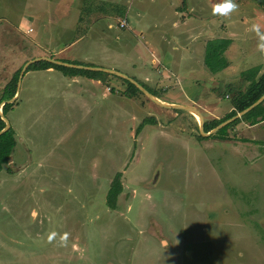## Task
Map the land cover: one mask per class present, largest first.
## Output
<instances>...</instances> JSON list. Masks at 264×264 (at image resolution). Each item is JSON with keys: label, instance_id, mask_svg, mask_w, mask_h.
<instances>
[{"label": "rangeland", "instance_id": "obj_1", "mask_svg": "<svg viewBox=\"0 0 264 264\" xmlns=\"http://www.w3.org/2000/svg\"><path fill=\"white\" fill-rule=\"evenodd\" d=\"M76 1L85 9L76 10L75 34L63 35V43L58 37L41 43L25 34L30 26L39 34L34 25L23 26L26 38L38 40L37 52L29 44L20 50V39L9 42L0 27V97L36 58L79 61L127 75L168 106L196 108L203 121L142 90L132 96L126 79L114 74L77 84L54 69L26 73L7 117L18 144L0 173V264H264V121L232 125L225 139L201 133L202 125L233 111L237 92L249 86L243 73L264 64L260 37L251 30L261 28L252 18L263 8L232 0L237 8L225 16L213 11L224 0H214L210 36L230 45L226 67L213 73L185 27L145 29L157 24L153 9L162 0ZM43 2L0 0V19L7 14L14 33V23ZM128 7H134L129 14ZM38 15L47 20L45 11ZM135 22L144 23L137 37ZM82 37L85 43L73 45ZM138 37L152 38L159 49L177 45L183 76L174 78L160 58L149 60L150 69L132 64L127 50ZM77 85L85 86L77 92ZM118 173L123 192L110 209L107 194Z\"/></svg>", "mask_w": 264, "mask_h": 264}, {"label": "crops", "instance_id": "obj_2", "mask_svg": "<svg viewBox=\"0 0 264 264\" xmlns=\"http://www.w3.org/2000/svg\"><path fill=\"white\" fill-rule=\"evenodd\" d=\"M156 1L157 0H152L153 3H155ZM162 1H163V3H161L160 5H158L157 7H155L153 9V12L155 14H158V16H159L157 24H153L152 26L148 25L145 29L149 28V31H151V30L157 31V29L163 30V28H166V29L170 30V32H175V31L178 32V31H180V29L185 27L186 33L190 34L191 38L193 36L194 40H196V41H193L191 44L192 49L194 48V46L202 47V49H203L202 61L204 60V63H205V54H206L207 43L211 40H214V38H215V37L210 36L214 33L210 32V28H209L210 23L212 22V20H214V17L211 16V14H214V13H209V11L211 12V9H213V4L215 3L214 0H203V1H199V0H162ZM80 3H81V5L76 0H46V1L44 0L43 4L41 6H40V4H37L34 11L32 13H30L31 14L30 17L21 16V18H19L18 24L14 23L15 29H14V27H12L14 29V33L10 32V30H9L10 26H7L5 24L7 22L8 15L2 14V16L4 18V20L0 19V27L3 28L2 33H4L6 35L7 38H5V39H7V40L9 39L8 40L9 42H10V38L12 39L11 41H13V42H14V38L15 39L17 38V44H18V40L20 39V41L23 43V44H21L22 48L20 47V50L21 49L24 50L23 45L28 46V44H29L30 52L32 50H33V52H37L41 47H40V45H38V40L33 41L32 39L26 38L25 35L22 34V33H24V31L22 30L23 26H25L26 24H29L32 26L34 25L36 27V29L40 31L38 34L30 26L28 32L25 33L27 35H29L31 33H35L36 36L38 37L37 39H39V42L43 43L45 41H50V40L53 41L54 39L56 41V37H58L59 42L63 43V41H64L62 38L63 35H71V34L74 35L75 34V30H72V24L74 22L73 17L76 14V10L81 13L82 9L83 10L85 9L84 2L81 1ZM78 5H80V6H78ZM130 8L131 7L127 8L128 14L132 11V9L134 7L131 9ZM198 9H200V11H198ZM40 10L45 11V15L47 18V20L45 22H44V20H42V16L40 17L38 15ZM92 10H93V8H92ZM258 10H261V8H258L256 10V13ZM196 11H198V12L194 13ZM253 13H255V9H254ZM237 15H239V21L245 24L246 18L243 19L240 16V15H243V13H238ZM184 16H188V18L183 19L182 17H184ZM217 16H219V15H217ZM80 18L81 17L78 16L79 21H80ZM180 18H182L183 22L178 21V19H180ZM252 21H255L257 23V25L261 26V28L258 26L259 32H260V30H261V32L264 31V14H260V16L255 15V17L252 18ZM37 23H40V24L38 25ZM134 24H135L134 28L131 26L132 31H133L132 33L135 34L137 37V34L135 33V29H137L138 26L140 28H142L141 25H144V23L139 25L135 22ZM186 26H189V27H186ZM17 29H18V32L16 31ZM226 29H227V26H226ZM84 32H87V31H84ZM132 33H130V34L133 37ZM183 33H184V31H183ZM0 39H1V37H0ZM72 39L70 37H67L65 42L69 43ZM9 42H7V43H9ZM26 43H27V45H26ZM80 43H82V44L85 43L84 37L80 38L78 41H76V43H73V45L74 44L79 45ZM133 43H131L130 46H128V50H127V53L129 51V53H132L134 58H136V61H133L132 58H130L129 61L132 64H134V62H138L141 66H143V68L150 69L149 68L150 66L148 65L149 60L153 61L154 58L159 60V58H160L161 60H164V62H165V64H163V68H167V66H171V69L174 70V71H172V76H174V78L177 75L180 78L183 76L182 75L183 70L180 71V66H182V63H180V61H182L183 58H181L180 61H178V60H176V58H174L178 55V52H180V50H181V49H179V47H177V45L174 46L173 48L169 47V49L166 47L164 49H159V48L155 47L157 45H156V43H154L153 39L148 38V37L143 38V39L138 37L136 40H134ZM14 44H16V41L14 42ZM151 46L154 47L155 50L152 51V49H150ZM67 49L70 50V48H67ZM60 50H66V48H60ZM150 50H151V52H150ZM140 57L143 58L142 59L143 61H139L137 59ZM194 58H195V56L193 55V52H192L188 56V59L192 60ZM261 66H264V64ZM156 68H158V67H156ZM159 70H161V68ZM164 70L165 69H162L161 71H164ZM190 70H192V69H190ZM47 71H49L47 73H51V71H53V69H50ZM263 71H264V67H263ZM162 74H165V73H162ZM63 78H67L68 81L70 80V81H72V83L78 84L77 81H79L80 78H86V77H83V76H77V77L63 76L62 79ZM84 86L77 85L76 89H73V90H77V92H79L80 90H83Z\"/></svg>", "mask_w": 264, "mask_h": 264}, {"label": "trees", "instance_id": "obj_3", "mask_svg": "<svg viewBox=\"0 0 264 264\" xmlns=\"http://www.w3.org/2000/svg\"><path fill=\"white\" fill-rule=\"evenodd\" d=\"M257 4L263 8L264 10V0H254ZM230 45V40L221 39V40H211L207 43L206 54H205V64L206 66L213 72L219 73L221 72L227 65L226 60L224 59V54L228 50ZM62 62L73 64L76 66H88V67H96L93 64H85L79 61H69L63 60ZM54 69L62 72L65 76L77 77L83 76L92 80H102V78L107 75L104 72L90 71L85 69H79L74 67H67L62 65L54 64L50 61H40L36 62L29 66L26 73L30 71H44ZM262 66H257L256 69H253L248 72L243 73V78L248 81L249 86L244 91H238L235 99L233 101V111L230 112L223 120L208 122L205 125V131L210 132L217 128L223 122L231 119L236 116L238 113L243 112L251 105L256 103L264 96V71L262 70ZM21 70H18L13 77L8 81L1 93L0 97V107L3 103L6 104L3 106V113L5 117H8V114L14 109L15 106L19 104V102L9 103L10 100L15 98L18 91V83L21 74ZM128 84V91H130L132 96H136L140 93V89L131 81L125 80ZM153 95L157 96L154 92L150 91ZM241 121H246L251 125H256L260 121H264V102L247 113L242 118L233 122V124L228 125L218 131L213 137H218L219 139H225L227 137V132L232 125H236ZM12 125V124H11ZM6 122L0 115V131L5 129ZM141 130V127L138 131ZM18 138L17 133L13 127L10 130L0 135V173L4 170V167L9 163L10 158L13 156V153L17 147ZM123 192V184H122V173H118L107 194V206L110 209H116L118 206V199Z\"/></svg>", "mask_w": 264, "mask_h": 264}, {"label": "water", "instance_id": "obj_4", "mask_svg": "<svg viewBox=\"0 0 264 264\" xmlns=\"http://www.w3.org/2000/svg\"><path fill=\"white\" fill-rule=\"evenodd\" d=\"M40 61H50L54 64L57 65H62V66H67V67H74V68H79V69H85V70H90V71H97V72H104V73H108V74H114L120 77H123L129 81H131L132 83H134L140 90H142L146 95L149 96V98H151L152 100H154L155 102H157L159 105L164 106V107H170L172 109H182V110H188L189 112L195 113L197 115H199L201 117L202 120V116L200 114V112H198V110L196 108L193 107H184V106H180V105H176V106H168L166 104H164L162 101H160L159 99H157L153 94H151L148 90L144 89L138 82L134 81L133 79H130L127 75L119 72V71H114L108 68H103V67H88V66H76L73 64H68L65 62H60L58 60H54V59H50V58H45V57H41V58H37L34 59L30 62H28L21 70V74H20V78H19V83H18V91L17 94L15 96V98H13L12 100L9 101V103H14L16 101V99L19 97L21 88H22V84H23V79L24 76L27 72V69L30 65L36 63V62H40ZM264 102V96L258 100L256 103H254L253 105H251L249 108H247L246 110H244L241 113H238L236 116L232 117L231 119L223 122L222 124H220L213 132H206L204 126H201V133L203 136L208 137L213 135L214 133H217L218 131H220L222 128L226 127L228 124H230L231 122L242 118L243 116H245L247 113H249L250 111H252L253 109H255L256 107H258L259 105H261ZM6 104L3 103L2 106H4ZM0 115L3 118V120L6 122V127L5 129H3L2 131H0V135L4 134L5 132H7L8 130L11 129L12 125L10 120L5 117L3 110L0 109ZM203 121V120H202Z\"/></svg>", "mask_w": 264, "mask_h": 264}, {"label": "clouds", "instance_id": "obj_5", "mask_svg": "<svg viewBox=\"0 0 264 264\" xmlns=\"http://www.w3.org/2000/svg\"><path fill=\"white\" fill-rule=\"evenodd\" d=\"M237 8V5L232 2V0H224V2L216 5L213 9L214 13H219L221 15H229L232 11H234ZM252 31L256 32L257 35L260 37V44L258 47L262 52H264V34L259 32V28L256 25H253L251 28ZM52 237H49V240H51ZM62 243L65 242L64 238H62Z\"/></svg>", "mask_w": 264, "mask_h": 264}, {"label": "built area", "instance_id": "obj_6", "mask_svg": "<svg viewBox=\"0 0 264 264\" xmlns=\"http://www.w3.org/2000/svg\"><path fill=\"white\" fill-rule=\"evenodd\" d=\"M126 23H127L126 21H123V24L121 25V28H124L125 26H127Z\"/></svg>", "mask_w": 264, "mask_h": 264}]
</instances>
